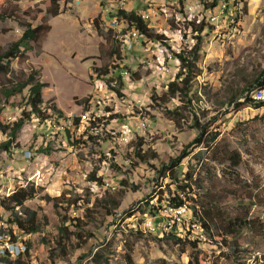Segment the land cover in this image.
Returning a JSON list of instances; mask_svg holds the SVG:
<instances>
[{
    "label": "rangeland",
    "instance_id": "obj_1",
    "mask_svg": "<svg viewBox=\"0 0 264 264\" xmlns=\"http://www.w3.org/2000/svg\"><path fill=\"white\" fill-rule=\"evenodd\" d=\"M112 1L59 2L58 15L49 17L51 0H0V12H16L14 17L21 22L36 26L47 18L50 30L37 45L30 43L31 50L11 61L10 69L14 75L34 72L45 84L41 108L51 116L46 122L37 118L26 122L13 143L18 147L0 151V200L19 187L40 189L25 203L38 211L39 233L23 236L14 229L17 242L13 247L10 237L0 236V257L4 248H9L10 259L21 253L22 264H93L84 254L105 247L112 253L110 264H129L127 256L131 264H234L226 248L202 243L196 251L188 245V241L205 239L199 227L191 225L186 208L181 214L169 213L166 185L173 186L167 178L157 181L155 171L198 137L197 120L205 126V138L215 135L217 139L209 148L188 147L180 179L190 166L203 187L213 186L226 204H234L237 198L255 199L257 204L248 212L264 226V106L242 103L246 93L259 88L264 72V0H216L220 5L216 21L215 0H172L171 4L153 0L152 18L139 15L148 28L167 38L166 45L140 37L123 19L121 27L112 30L108 25L116 16ZM146 5L145 0H136L134 8ZM185 13L194 20H184ZM14 17L0 21V51L23 32ZM195 44L199 51L197 74L188 89L190 106L180 97L166 106L155 102L179 71L174 53ZM94 68H107L106 79L97 76ZM9 79V75L0 76V85ZM105 80H110V85ZM26 93L25 89L9 99L14 107L3 110L7 120L20 116ZM84 99L88 101L82 103ZM53 108L62 116L53 114ZM176 112L184 119L177 118ZM75 117L80 118L78 127L72 125ZM65 127L74 136L83 135V144L73 145V137L67 140ZM86 132L99 139L89 141ZM3 140L0 135V142ZM140 140L142 151H154L158 158L132 167L134 147ZM47 144L50 154L38 153ZM113 164L122 167V173ZM92 173L102 178L103 186L88 181ZM194 188L193 200L199 205L204 202L200 195L205 190ZM106 190L123 191L115 214L95 215L86 228L93 237L84 249L52 263L49 251L55 246L60 222L52 203L41 198L79 197L86 202L89 196L91 207ZM235 208L226 206L227 210ZM60 211L65 214L64 207ZM8 215L0 210L2 221ZM68 215L73 218L81 213L69 209ZM2 221L0 233L4 230L7 234ZM151 223H163L162 231L152 233ZM240 242L250 244L241 262L255 264V260L264 259V233L254 241L246 233Z\"/></svg>",
    "mask_w": 264,
    "mask_h": 264
},
{
    "label": "trees",
    "instance_id": "obj_2",
    "mask_svg": "<svg viewBox=\"0 0 264 264\" xmlns=\"http://www.w3.org/2000/svg\"><path fill=\"white\" fill-rule=\"evenodd\" d=\"M59 2L67 3L68 0H51L52 8L47 10V16L56 17L58 15ZM15 13L0 12V21L13 18ZM119 15L120 18L127 21L128 25L132 26L142 37L159 42L161 45H166L167 38L163 35L156 34L154 29L148 28L142 16L135 11H122L119 12ZM14 19L23 28V32L17 40L9 43L0 51V76H10L9 80L0 85V135L5 137V140L0 142V151L5 152H9L12 148L18 147L17 144L13 146V143L16 141L18 132L26 122L31 121L33 118H37L41 122H46L51 118L41 108L43 104L42 89L45 87V84L36 77L34 72L29 74L21 72L19 75H14L10 69L11 61L21 56L23 52L31 50L32 46L30 43L37 45L40 39L50 30V26L45 23L47 20L46 16L43 18L42 23L36 26H32L31 22L28 21L21 22L16 17ZM198 51L199 47L195 44L190 49L181 47L179 52L174 53L175 58L179 62V71L175 75L174 80L168 84L166 93L161 98L156 97L155 102L166 106L170 100L180 97L182 103L190 106L191 101L188 98V89L190 80L197 74L195 64L198 59ZM94 71L97 73V76L103 79H106L105 77L109 74L107 68L103 70L94 68ZM118 80L119 86H121L122 75L120 73ZM105 81L110 85V80ZM258 84L260 85L259 88L264 87V72ZM110 87L112 91L118 93V90L114 86ZM25 89L27 93L23 96L20 116L13 121L7 120L3 114V110L6 107H14L9 102V99L21 95ZM183 98L186 99V102L182 101ZM243 99L242 103L256 104L257 107L263 106L253 101L249 93H246ZM87 101V99H84L82 103H86ZM238 106H241V104H238ZM52 111L57 117L62 116L60 110L53 108ZM175 116L179 119H184V116L178 112H176ZM72 121L74 127H78L80 124V118L78 117L73 118ZM194 125L199 132L198 137L186 146L180 155L170 158L167 163H161L160 168L155 171V179L157 181H163L166 178L170 180L173 188H169L166 185L168 209L186 208L191 213V225L198 226L201 230V235L205 240L204 242H200L197 238L195 241H188L187 243L192 249L198 251L199 245L202 243L214 244L217 247L228 249V252L231 254L230 258L234 264H248L246 261L241 262L240 257L248 254L250 244L245 246V244L240 242V239H243L247 233L251 235V240L254 241V238L260 237L264 233L262 222L257 218H252L248 212L249 207L257 204L256 200L250 197H245L246 199L237 198L234 199V204H226L218 193L215 192L213 186L208 185L203 187L202 181L194 174V170L190 166H188L187 171L183 174V178L180 179V165L182 160L189 155L188 147L196 145L209 148L217 139L215 135L210 138H205V126L199 124L197 120H195ZM63 130L67 140L73 137V145L83 144V135L74 136L73 133L69 132V128L67 127L63 128ZM85 135H87L89 141L99 139L88 135L87 132ZM142 145L143 142L140 140L134 147L132 158L135 162H133L132 167L137 165V163L147 164L150 160L158 158L157 153L154 151L148 150L143 152ZM50 152L49 144L38 150V153L44 155H49ZM197 155L201 159V153ZM113 168L122 173V167L113 164ZM88 181L103 186L102 178L97 177L95 173L88 176ZM194 187L205 190L200 195L204 202L199 205H196L193 200L194 193H197ZM39 190V188L36 189L34 186L19 187L9 196L0 200V210L9 214L4 221H2L0 216L1 223L7 226V234L3 230L0 236L5 237L7 235L10 237L9 243L12 247L17 242V238L14 236V229L23 236L35 235L40 231L38 211L25 206L27 201L33 200L38 195ZM122 197L123 191L109 192L106 190L102 197L95 199V203L91 207H88L89 196L86 202H84L79 197L72 199L65 198L64 196L50 197L44 195L41 200L46 203H52L53 208L57 211L60 222V226L57 229L58 236L54 241L55 246L49 251V260L54 263L56 259L66 258L71 251L84 249L88 240L93 237L86 229L88 224L93 221L94 217H96L95 215L99 212L104 217L113 216L121 204ZM192 201L193 204H190ZM233 205L236 207L234 210L226 209V206L230 207ZM63 207L65 214H62L60 211ZM69 209L81 213V216L72 218L68 215ZM144 213V211L141 212V214ZM42 220L45 224L46 218L44 216H42ZM70 227H72V230ZM171 238L176 239L178 242L182 241L175 236H171ZM8 249L4 248L3 255L0 257V264H22L20 261L21 253L18 254L15 260H11ZM84 257H91L90 261L93 264H110L112 261V253L105 247H100L95 252L84 254ZM127 260L129 264L132 263L130 256H127ZM254 263L264 264V259L255 260Z\"/></svg>",
    "mask_w": 264,
    "mask_h": 264
},
{
    "label": "built area",
    "instance_id": "obj_3",
    "mask_svg": "<svg viewBox=\"0 0 264 264\" xmlns=\"http://www.w3.org/2000/svg\"><path fill=\"white\" fill-rule=\"evenodd\" d=\"M167 1L171 4L172 0H167ZM135 2H136V0H114V1H112L111 7L113 6L116 10V16L113 17L108 24L112 28V30H115L118 27H121V19H123V18H120L119 12L121 10H124V9H132V11H135L137 14H141L142 16H145L148 19L152 18L151 16H152L153 10L151 8L153 7V0H145V2L147 4L145 6V8L144 9H137V10H135V8H134ZM212 4H213V11H214L213 12L214 19L216 21L218 18V16H217L218 8L220 5H219L218 1H216V0L214 2H212ZM189 16H190V14H186L184 20H186V19L188 21L194 20V17L191 18ZM140 37H142V36L140 35ZM259 102L264 104V95L259 99ZM183 211L184 210H181V208H177V209L176 208H170L169 213L181 214ZM164 223H170V222H164ZM162 227H163V223L158 224V225L151 223V225H150V229L152 230V233L162 231ZM193 228H195V225ZM196 228H197V226H196Z\"/></svg>",
    "mask_w": 264,
    "mask_h": 264
},
{
    "label": "bare ground",
    "instance_id": "obj_4",
    "mask_svg": "<svg viewBox=\"0 0 264 264\" xmlns=\"http://www.w3.org/2000/svg\"><path fill=\"white\" fill-rule=\"evenodd\" d=\"M125 10V9H124ZM264 95V87L261 88H257L255 89L251 94H250V98L253 101H256L260 104H262L261 102H259V99ZM264 106V104H262Z\"/></svg>",
    "mask_w": 264,
    "mask_h": 264
}]
</instances>
